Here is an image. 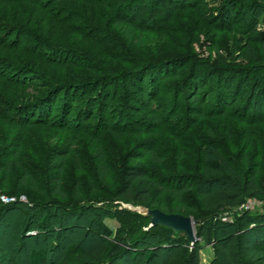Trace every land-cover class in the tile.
<instances>
[{"label":"rangeland","instance_id":"rangeland-1","mask_svg":"<svg viewBox=\"0 0 264 264\" xmlns=\"http://www.w3.org/2000/svg\"><path fill=\"white\" fill-rule=\"evenodd\" d=\"M61 4L59 8H49L53 9L49 17L39 15L31 28L37 42L47 40L73 55L70 64L53 65L47 72L58 82L101 79L98 81L102 86L97 90L105 85L109 96H116L109 102L108 121L115 132L123 134L117 137L103 127L70 121L74 150L63 171V194L53 195L51 176L56 171L55 156L59 150H66L65 132L55 130L51 137L48 131L33 126L16 153L9 146L10 129L0 122V161L6 157L12 162L11 172L0 175V264H30L34 250L44 251L46 264H185L197 243L201 264H223L214 242L207 243L202 230L206 219L212 218L214 223L213 212L197 210L187 215L193 220L197 238L192 244L183 233L174 235L171 230L151 228L144 210L157 207L128 200L119 190L131 157L142 156L145 149L151 148L166 165L160 170L163 174L233 177L224 170L203 172L199 162L203 143L210 153L208 165L222 155L242 163L248 173L258 171V181L264 179V97L258 98L257 88L251 89L246 82L249 66L264 78V38L250 37L264 34V0ZM0 16L5 18L3 12ZM54 33L57 35H50ZM139 62L149 69L147 88L162 106L161 116L165 119V127L145 124L142 134L133 128L138 112L130 102V97L142 101V96L121 80L107 84L101 77L102 72L119 69L135 74ZM219 64L242 68L225 74L215 69ZM34 65L41 71L39 64ZM178 70L177 78L165 76ZM161 71L165 72L157 76ZM195 73L206 98V114L202 117L194 114L196 103L177 99L185 92V80ZM212 111L214 117L210 116ZM99 130L111 167L108 186L96 182L84 137L85 133ZM179 151L184 156L177 159ZM74 157L81 170L76 168ZM142 159L149 160L146 155ZM16 161L29 172L30 180H19L21 168ZM250 199L253 205L249 210L238 205L219 213L222 223L234 224H213L215 239L222 230L236 231L238 225L243 229L257 228L259 216L264 215V200ZM188 200L186 203L192 204ZM223 216L228 217L226 221L221 219ZM97 220L107 227L109 235L97 226ZM149 252L161 256L149 259L145 256ZM173 252L175 255L168 260V254Z\"/></svg>","mask_w":264,"mask_h":264},{"label":"trees","instance_id":"trees-1","mask_svg":"<svg viewBox=\"0 0 264 264\" xmlns=\"http://www.w3.org/2000/svg\"><path fill=\"white\" fill-rule=\"evenodd\" d=\"M100 1L104 0H0V15L3 12L5 16V18L0 16V122L10 129L11 145L9 146L13 147V152L16 153L21 150L28 129L33 126L48 131L51 137L55 130L65 132L66 139L63 144L66 150H59L55 156L57 166L55 173L51 176L53 195L63 194L61 188L63 171L66 160L74 150V139L70 135L72 132L70 121L82 126L86 124L92 127H103L117 137H120L123 132H115L108 121L111 108L109 102L115 100V94L109 96L105 85L97 90L99 86H102L99 82L101 79L56 81L47 72V68L62 63L70 64L73 55L60 47L51 45L47 40L37 42L38 39L34 37L31 28L39 15L42 18L50 16L53 10L49 9L51 6L59 8L58 4L61 3L60 6H66V4L92 5ZM138 1L143 2V0ZM158 19L159 17L156 18ZM50 35L54 37L57 33ZM250 37L251 39L264 38V34L256 33ZM40 46H44V49ZM247 46L251 51L250 42ZM35 63L41 66V71L34 65ZM241 68L242 66L224 64L215 67L216 70H221L225 74ZM250 68L251 66H249L246 82L251 89L257 88V97L262 98L264 97V78ZM136 72L130 74L120 69L110 70L102 72L101 77L106 79L107 84L121 80L127 84L129 89L142 96V101L130 97L132 107L138 112L136 114L138 118L134 117L133 128L142 134L146 131L143 128L145 124L149 123L161 128L165 127V119L161 116L162 106L147 88L149 69L139 62ZM163 72L165 71L157 72L156 75H161ZM169 74L165 76L177 78L180 76V71ZM184 84L185 92L183 96L177 95V99L183 98L187 103H196L194 114L205 116L206 98L203 97L198 74L190 75V79L185 80ZM210 116L214 117L215 113L210 112ZM79 130L85 132L81 127ZM99 133L100 130L90 135L85 133L84 137L88 142V154L94 164L96 182L108 186L112 179L111 167ZM201 146L199 162L204 169L203 172L207 170L221 173L224 170L233 177L225 179V177H213L203 173V175L193 177H187L184 174H163L160 170L166 169V165L160 155L151 148L145 149L142 154L149 158L148 161L143 159L141 161L142 156L140 155L137 158L136 156L131 157V164L124 170V184L119 190L120 195L128 200L155 205L157 209L165 213L187 216L195 214L197 210L213 212L214 223L212 218L206 219L202 230L206 232V242H214L222 263L264 264V215L259 216L256 223L257 230L253 227L243 229V225H238L236 231L233 232L222 230L216 239L214 235L216 225H213L220 223L226 227L234 224L220 221L219 213L223 209L237 207L248 198L264 200V179L261 182L258 181V171L252 170L248 173L242 163H236V160L226 159L222 155L216 163L208 165L206 159L210 153L206 150V144L203 143ZM176 155H179L177 159H180L184 156V152L179 151ZM3 158L0 161V175H8L12 170V162L6 157ZM74 158L76 168L81 170L79 160ZM15 164L21 168L19 180L22 182L30 180L31 175L26 168L17 161ZM177 168H180V165ZM187 200L192 204H187ZM193 204L197 209H194ZM96 224L109 235V230L102 221L97 220ZM154 227L170 230L161 226ZM255 230L257 233L254 232ZM199 248L198 243L194 245L188 253L185 264H201ZM174 255L175 252L168 254V260H171ZM145 256L150 259L161 255L158 252H149ZM133 258L134 255H131L129 260L132 261ZM29 260L30 264H46V255L43 250H34L31 251Z\"/></svg>","mask_w":264,"mask_h":264},{"label":"water","instance_id":"water-1","mask_svg":"<svg viewBox=\"0 0 264 264\" xmlns=\"http://www.w3.org/2000/svg\"><path fill=\"white\" fill-rule=\"evenodd\" d=\"M144 216L149 218V226H161L170 229L174 234L183 233L193 244L197 238L193 220L189 216L177 213H165L157 208H145Z\"/></svg>","mask_w":264,"mask_h":264},{"label":"built area","instance_id":"built-area-1","mask_svg":"<svg viewBox=\"0 0 264 264\" xmlns=\"http://www.w3.org/2000/svg\"><path fill=\"white\" fill-rule=\"evenodd\" d=\"M252 205H253V200L250 199V198H248L243 203L240 204V207L239 208L244 209V210H249ZM227 218H228L227 216H223L221 219L223 221H226Z\"/></svg>","mask_w":264,"mask_h":264}]
</instances>
